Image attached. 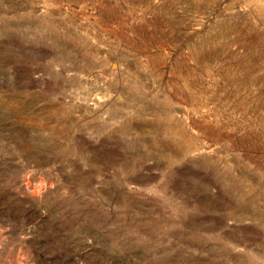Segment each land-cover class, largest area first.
Listing matches in <instances>:
<instances>
[{
  "label": "rangeland",
  "instance_id": "rangeland-1",
  "mask_svg": "<svg viewBox=\"0 0 264 264\" xmlns=\"http://www.w3.org/2000/svg\"><path fill=\"white\" fill-rule=\"evenodd\" d=\"M0 264H264V0H0Z\"/></svg>",
  "mask_w": 264,
  "mask_h": 264
}]
</instances>
